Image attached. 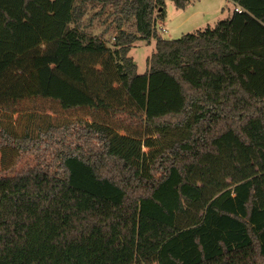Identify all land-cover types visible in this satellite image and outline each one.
I'll list each match as a JSON object with an SVG mask.
<instances>
[{
  "label": "trees",
  "instance_id": "1",
  "mask_svg": "<svg viewBox=\"0 0 264 264\" xmlns=\"http://www.w3.org/2000/svg\"><path fill=\"white\" fill-rule=\"evenodd\" d=\"M165 1L0 0V109L67 113L1 130L37 163L0 171V264H264V0L176 40ZM86 5L111 8L113 49L81 29Z\"/></svg>",
  "mask_w": 264,
  "mask_h": 264
},
{
  "label": "rangeland",
  "instance_id": "2",
  "mask_svg": "<svg viewBox=\"0 0 264 264\" xmlns=\"http://www.w3.org/2000/svg\"><path fill=\"white\" fill-rule=\"evenodd\" d=\"M198 1V2H197ZM191 6L203 7L213 0H197ZM167 21L158 20L156 27L158 33L168 40H176L182 37L181 34L172 33L171 27L179 24L178 19H174L173 15L182 12L178 9L171 0L165 1ZM218 14L211 20L210 27H215L216 23L232 17L235 11V4L230 0H223ZM101 6L92 8L91 5L83 7L84 16L81 18L80 27L86 33L93 36H101L107 43V46L114 48L115 36L117 33L115 16L112 15L111 8H107L105 12L99 16ZM169 20V23H168ZM165 26L167 33L163 32L161 28ZM198 27V26H197ZM128 31H134L130 25L124 27ZM196 28H187L183 30L184 34L193 33ZM200 29V28H198ZM178 38H174L176 36ZM155 52V46L151 48L146 42L139 41L131 50L130 56L134 58L138 65L139 74H144L147 71V59ZM16 113H9L0 109V134L1 130L5 129L15 136H23L27 133L36 136L40 128H46L49 124H59L66 114L61 107L50 100H30L19 103L16 107ZM1 142V135H0ZM37 160L34 155H21L9 147L0 150V171L8 175L14 176L26 169L32 168L36 165Z\"/></svg>",
  "mask_w": 264,
  "mask_h": 264
},
{
  "label": "crops",
  "instance_id": "3",
  "mask_svg": "<svg viewBox=\"0 0 264 264\" xmlns=\"http://www.w3.org/2000/svg\"><path fill=\"white\" fill-rule=\"evenodd\" d=\"M222 1L223 0H213L210 3H208L205 6L200 7V8L192 7L191 5L194 3L193 2V3L189 4L185 9H180V10H182V12L173 15L174 19L176 18L179 20V24H177V27L176 26L171 27L172 33L176 32V34H181L183 36V35H186V34H184L183 30H187V28H192V27L196 28V29H194L195 31L193 32V33H195L199 30H205L206 28L210 27V25H209L210 23H208V22H212L211 20H213V18H215V16L218 14V11H219L220 7L222 6L221 5ZM235 8H236V5H235ZM166 16H167V13H166ZM167 19H168V17H165L161 21H167ZM168 23H169V20H168ZM163 27L167 30V28L165 26H163ZM198 28H200V29H198ZM188 34H190V33H188ZM160 36L163 39H166L161 34H160ZM179 36L177 35L174 38H178ZM144 42H146L151 48H153V46H155V44H156L155 40H152L150 42H147V41H144ZM135 45H134V47H135Z\"/></svg>",
  "mask_w": 264,
  "mask_h": 264
},
{
  "label": "built area",
  "instance_id": "4",
  "mask_svg": "<svg viewBox=\"0 0 264 264\" xmlns=\"http://www.w3.org/2000/svg\"><path fill=\"white\" fill-rule=\"evenodd\" d=\"M235 11H237V12H242L243 10L239 7V6H236V8H235ZM161 30L163 31V32H165V33H167V30L163 27V28H161Z\"/></svg>",
  "mask_w": 264,
  "mask_h": 264
}]
</instances>
